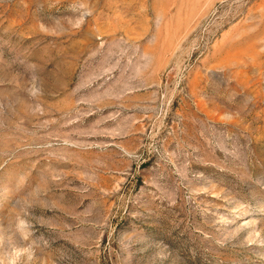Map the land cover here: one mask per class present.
Wrapping results in <instances>:
<instances>
[{"label":"rangeland","instance_id":"1","mask_svg":"<svg viewBox=\"0 0 264 264\" xmlns=\"http://www.w3.org/2000/svg\"><path fill=\"white\" fill-rule=\"evenodd\" d=\"M0 264H264V0H0Z\"/></svg>","mask_w":264,"mask_h":264}]
</instances>
